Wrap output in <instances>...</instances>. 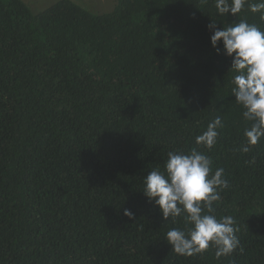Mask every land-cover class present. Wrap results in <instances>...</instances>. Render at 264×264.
I'll return each mask as SVG.
<instances>
[{
  "label": "trees",
  "instance_id": "16d2710c",
  "mask_svg": "<svg viewBox=\"0 0 264 264\" xmlns=\"http://www.w3.org/2000/svg\"><path fill=\"white\" fill-rule=\"evenodd\" d=\"M260 2L233 17L215 0H0V264H264V137L241 151L252 121L207 29L264 31ZM217 116L216 144L197 145ZM193 148L224 169L213 214L235 219L243 251L181 256L165 240L191 225L163 220L143 178Z\"/></svg>",
  "mask_w": 264,
  "mask_h": 264
},
{
  "label": "clouds",
  "instance_id": "9594fccd",
  "mask_svg": "<svg viewBox=\"0 0 264 264\" xmlns=\"http://www.w3.org/2000/svg\"><path fill=\"white\" fill-rule=\"evenodd\" d=\"M245 4L246 0H215L220 16L235 17ZM248 7L253 13L264 14V0ZM207 29L216 53L231 58L230 69L236 73L232 93L244 109L243 117L252 121L244 131L246 143L241 148L247 153L264 137V31L245 19L222 28L211 20ZM220 127L222 120L217 116L196 137V144L210 150L217 142ZM211 164V158L197 148L188 153L170 151L164 171L152 169L143 178V194L159 208L163 220L175 221L183 216L185 224L191 225L187 232L172 228L166 233L165 240L177 255L202 254L210 246H215L217 259L238 248L243 251L235 219L232 216L217 219L213 214L214 204L221 199L220 191L228 187V181L223 168L212 174ZM124 215L131 218L134 214L124 209Z\"/></svg>",
  "mask_w": 264,
  "mask_h": 264
},
{
  "label": "rangeland",
  "instance_id": "374dc122",
  "mask_svg": "<svg viewBox=\"0 0 264 264\" xmlns=\"http://www.w3.org/2000/svg\"><path fill=\"white\" fill-rule=\"evenodd\" d=\"M33 12H38L57 0H23ZM81 6L94 12L110 11L116 0H73Z\"/></svg>",
  "mask_w": 264,
  "mask_h": 264
}]
</instances>
